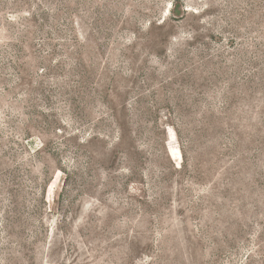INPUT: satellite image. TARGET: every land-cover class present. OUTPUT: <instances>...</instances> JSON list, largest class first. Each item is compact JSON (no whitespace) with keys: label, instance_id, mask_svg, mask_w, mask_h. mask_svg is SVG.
<instances>
[{"label":"rangeland","instance_id":"374dc122","mask_svg":"<svg viewBox=\"0 0 264 264\" xmlns=\"http://www.w3.org/2000/svg\"><path fill=\"white\" fill-rule=\"evenodd\" d=\"M0 264H264V0H0Z\"/></svg>","mask_w":264,"mask_h":264},{"label":"bare ground","instance_id":"6f19581e","mask_svg":"<svg viewBox=\"0 0 264 264\" xmlns=\"http://www.w3.org/2000/svg\"><path fill=\"white\" fill-rule=\"evenodd\" d=\"M173 155H174L175 157H179V159H180V153H176V152L173 151Z\"/></svg>","mask_w":264,"mask_h":264}]
</instances>
